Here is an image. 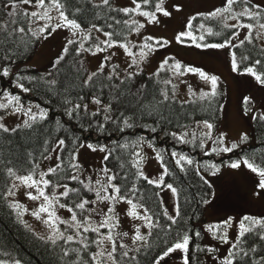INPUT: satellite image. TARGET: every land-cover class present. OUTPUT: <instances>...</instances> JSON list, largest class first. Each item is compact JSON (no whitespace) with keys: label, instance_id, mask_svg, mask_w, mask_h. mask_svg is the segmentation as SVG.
<instances>
[{"label":"snow or ice","instance_id":"snow-or-ice-1","mask_svg":"<svg viewBox=\"0 0 264 264\" xmlns=\"http://www.w3.org/2000/svg\"><path fill=\"white\" fill-rule=\"evenodd\" d=\"M70 2L71 0H0V6L5 10L3 13L5 18L0 21V46L12 43L19 47L17 40H23L26 34H30L36 40H47L59 29H66L70 33L65 37L66 43L61 54L53 61V68L56 71L47 73L46 77H24L12 73L10 69L18 53L15 51L9 53L5 49L6 54L0 57V60L7 63H0V77L14 76L15 88L23 93L33 91V87L38 90L43 84L48 93L62 97L61 104L65 115L69 120L75 119L84 132L94 130L103 135L115 130L125 133L137 127H143L151 133L161 130L163 135L170 137L176 144L189 145L193 150L199 148L205 156L232 153L248 141L247 134H244L240 137L239 143L229 144L227 133L220 132L214 135L213 122L190 117L193 120L192 124L180 123L179 114L175 117V127L180 131L167 130L168 126L173 124L174 118L170 114H164L165 108L178 105L183 109L187 104L207 101L206 107L210 110L213 100L219 95L220 78L209 74L199 66L189 65L175 56L166 55L159 62L156 70L147 77L149 82L159 86L150 102L142 103L149 87L148 83L141 82L134 92L127 88L144 74V65L150 56L168 48L172 43L164 37L153 35H146L139 41H132L129 37L132 34L139 37L141 30L147 25H159L162 18L172 17L173 10L177 13L181 12L183 10L181 5L169 6L167 0H155V2L131 0L132 7L115 8L111 6L110 0H99V3L95 0H74L75 4L80 6L71 8L70 18ZM24 5L35 10L29 11L23 7ZM86 5H90L95 10L106 9L107 18L111 22L106 23L105 26L96 22L85 24L83 19L78 20L76 17L82 16ZM53 11L57 13L55 17L51 15ZM111 13H122L124 17L130 19H118ZM135 16L143 17L144 23L135 19ZM242 18L250 22L244 23ZM102 19L105 17L97 11L95 20ZM53 20L55 23H52ZM41 21L43 23L34 30L32 24ZM208 21L216 23L215 25L205 23ZM194 22H196L195 29ZM24 24L27 25V32ZM237 29H246L247 32L243 39L234 43L240 35ZM207 37H223V39L213 42L207 40ZM258 41L260 45L257 56L264 57V8L259 4H253L252 0H225L221 7L191 15L185 23L184 30L174 37V42L178 45L205 50L227 49L231 70L253 77L259 85L264 86V71L257 70V66L264 65V60L252 59L249 50L245 48V44L256 48ZM115 48L121 49L129 58L123 69L119 64L112 62L116 55L112 50ZM70 49L74 60L73 69L76 73L84 70L85 54L97 56L109 53L103 55L98 68L87 73L82 80V87L89 89L90 92L87 101L83 94L77 93L73 97L71 93L75 86L59 79V66L69 55ZM234 49L242 50L239 58ZM188 74H193L205 84H210V90L201 89L197 96L193 85L182 79ZM178 79L179 83L176 82ZM25 80L33 87L25 86ZM179 84L187 86V100H177ZM125 96L135 97V100L121 107V99ZM244 103L245 105L249 103L248 97H245ZM90 104L96 105V109L91 110ZM114 104L116 107L113 106ZM129 107L137 110L129 112L127 111ZM5 115L18 116L21 120L14 127H9L3 122ZM145 115L153 117L152 123L141 124ZM48 117L47 107L39 104L25 105L20 95L0 89V134L6 139L7 136L27 130L42 137L38 154L32 151L26 153V174H19V169L10 166L11 160L4 161L0 157V163L6 165L2 171L7 182L4 190L0 191V201L7 203L15 213L17 221L30 231V226L22 219L29 214V209L14 197L23 187L27 199L38 203V207L31 210L30 214L36 221L46 225L51 230V234L41 236L35 231H32V234L51 246L56 253L57 264H85V254L88 257L86 264H141L140 257L147 259L154 248L159 251L152 257L150 264H161L167 257L177 252L181 254L182 264H204L200 253L210 256L217 264H264V216L243 215L239 221L228 217L219 223L205 224L202 230L193 231L189 222L195 217L182 213L180 202L182 189L171 182H166L167 177L176 178V173L170 170L165 161L166 150L158 149L153 140L141 136L133 140L126 139L122 144L117 143L115 147L99 142L94 145L82 141L78 136H59L57 131L63 127L60 121H56L57 129L49 130L44 123ZM253 119L264 121V113L258 117L254 116ZM40 125H43L42 130ZM208 141L212 142L210 148L207 146ZM145 147L152 150L162 169L159 175L153 178L143 171L142 165L147 155L144 152ZM82 148L104 153L98 171L85 169L79 162ZM129 149L132 151H128ZM118 150L119 154L113 157ZM125 152L129 157L127 163L121 159ZM168 154L179 173L187 176L188 171L192 170L207 187L210 185L204 173L216 176L225 163L224 161L220 164L213 161L202 163L174 149ZM53 156H55V164L41 169V161H51ZM110 158H115L119 162L117 168L108 166ZM128 164L131 165L130 169L127 168ZM242 165L258 177V187L264 189V165L256 163L248 156L227 162V167L231 169H239ZM132 169L135 171L133 172ZM141 181L146 182L151 188L142 189L139 186ZM151 189L156 191L153 192ZM164 190H169L174 197L171 213L164 206L160 194ZM145 191L148 193L147 196ZM153 198L158 210L147 204V201H153ZM184 202L190 203L187 197ZM199 202L202 205H209L211 199L201 196ZM121 203L128 206L125 215L133 222H140L133 223L130 243L126 242L129 232L120 228L117 205ZM61 209L70 215L67 218L58 215V210ZM234 223L237 234L234 239H229V229ZM61 225L64 226L63 230ZM142 228L147 230L146 233L141 231ZM102 229L107 231L104 232ZM202 233L210 236L218 244L229 245L225 255H219V247L201 246L196 243L195 241L203 238ZM249 239H252L253 243L249 244ZM69 245H79V247H69ZM5 257H10V253L0 249V264H22L18 258Z\"/></svg>","mask_w":264,"mask_h":264},{"label":"trees","instance_id":"trees-1","mask_svg":"<svg viewBox=\"0 0 264 264\" xmlns=\"http://www.w3.org/2000/svg\"><path fill=\"white\" fill-rule=\"evenodd\" d=\"M111 6L115 8H119L116 6L114 0H110ZM155 2V0H153ZM253 3V2H252ZM255 4V3H253ZM80 5H76L74 0H71L69 4V12L71 18V8L72 7H79ZM263 8V7H262ZM150 10V9H146ZM4 9L0 6V21H2L5 17L3 15ZM97 11H100V14L105 17L102 20H95V14ZM113 16H117L118 19H130V17H124L122 13H111ZM134 15V14H133ZM107 10H95L92 9L90 5L84 6V10L81 15H78L76 18L78 20L83 19L85 24L96 22L106 26V23H110L111 21L108 20ZM244 23H248L245 18H242ZM207 24L215 25V21H208L205 22ZM27 32V25L24 24ZM196 26V22H194V29ZM118 28L122 26H117ZM218 30V29H217ZM258 30V29H257ZM239 31V29H237ZM198 34V33H197ZM133 35V34H132ZM118 38V37H117ZM130 38V37H129ZM207 40L215 42L216 40H222L223 37H207ZM19 47L12 43H7L3 46H0V57H3L5 53V49L10 52L15 51L18 55L15 58V62L12 64L10 71L17 75H23L24 77L34 76V77H46L47 73L43 71L26 66L37 53V50L41 44V40H36L30 34H26L23 37V40H17ZM257 47L253 48L250 45L245 44V48L249 50L252 59L261 58L264 60V57H258V48L260 42H256ZM237 52L238 58L240 55L241 49H234ZM0 63H7L0 60ZM73 56L71 54V49L69 55L65 58V61L62 62V65L59 66V79L61 81H67L68 83L75 86L74 90L72 91V96L74 97L77 93L85 95V99L87 101L88 95L90 94L89 89L82 87V80L84 76L89 73L88 67L85 61L84 55V70L80 73H76L73 69ZM243 67V65H242ZM258 71H264V65L257 66ZM56 69L53 68V64L50 68V72H54ZM240 74V73H239ZM162 75H164L162 73ZM242 75V74H241ZM149 75L146 71L144 74L137 78L136 81L132 82L127 86L133 92L136 90L137 86L141 82H145L149 84L147 92L144 96V102H150L152 100L153 95L156 94V89L159 87L158 85H154L147 80ZM51 79V77H47ZM102 79V78H101ZM25 86L33 87L27 83V80L24 81ZM170 87V86H169ZM127 88L125 90H127ZM0 89L13 92L21 96V101L25 105H36L39 104L42 107H47L49 112L48 120L44 123L47 125L49 130L57 129L58 126L56 121H60L62 128H59L57 134L61 137L65 136H78L80 139L86 143L97 144H106L109 147H115L117 143H123L126 139L133 140L137 137H146L151 139L155 142L158 149L166 150L164 153L165 161L168 163L170 170L176 173V178L172 179L171 177L166 178V182H171L174 186H179L182 191L180 192V202H181V209L182 213H186L187 215L194 216L195 218L189 222L190 226L192 227L193 231L195 230H202L203 225L208 224L207 219V210L208 205H202L200 201L201 196H205L209 199H213L214 197V189L213 186L207 187L203 184L200 180V177L195 174L194 171L189 170L188 175L184 176L183 174L179 173V170L175 168L174 162L171 160L170 153L173 149L178 152H183L189 156H191L195 161H200L202 163H206L209 161H213L217 164H220L221 161H224V165L221 167V171L227 167V162L229 160H237L241 159L245 156H248L255 160L256 163L264 165V121H259L258 119H254L253 122V137L248 136V141L244 144H241L239 149L234 150L232 153L228 154H220L216 155L213 154L211 156H205L203 152L196 148L195 150L192 149L189 145H180L176 144L170 137L162 134L161 130H158L156 133L148 132L143 127H137L133 130L126 131L125 133H119L115 130H112L110 133L106 132L105 134L101 135L95 132L94 130H89L88 132H84L77 121L75 119L69 120V118L65 115L61 100L62 97L57 96L55 93H48L41 84L39 89L37 90L36 87H33V91L28 93H23L19 89L15 88V78L14 76L9 78L0 77ZM219 95L213 100L211 105V109L209 110L206 105L207 101H197L196 104H187L183 109H181L178 105H172L171 108H165L164 114L171 115L174 120L173 124L168 126L167 130H175L180 131L178 128L175 127V117L179 114V121L180 123H189L192 124L193 120L190 117H194L195 120H202L208 119L210 122H213L214 127V134L220 133V129L223 122V109L227 103V90L223 83H219L218 88ZM158 98V97H157ZM51 99V103L49 100ZM105 99H107V95L105 94ZM195 99V98H194ZM135 97L125 96L121 99L120 106L123 107L125 104H131L134 102ZM179 100V99H177ZM116 107V105H113ZM244 109H248L247 112H251L254 109V104L249 101L247 105L243 104ZM139 106H137L138 109ZM137 109H133L129 107L127 111H135ZM261 113H258L256 117H258ZM153 121V117L145 115L144 119L141 121V124H150ZM40 129H43V125L39 126ZM240 142V141H239ZM237 142V143H239ZM42 143V137L39 136L38 133L33 134L25 131H19L17 134H13L11 136H7L5 139L3 134H0V157L4 161L11 160L12 165L15 168L19 169V174H26L25 168L27 167L26 164V153L28 151H32L34 153L39 152L40 146ZM212 143L211 141L207 142V146ZM207 150V148H206ZM128 151H132L129 149ZM119 154V150L117 153L113 154V157ZM121 159L127 163L129 157L127 152H125ZM44 161H41V165ZM118 161L115 158H110L108 161V166L110 168H117ZM6 167L5 164L0 163V191L4 190V185L7 183L4 179V172L2 169ZM127 168L130 169L131 165L128 164ZM127 170V169H126ZM134 172L135 170L132 169ZM220 171V172H221ZM219 172V173H220ZM204 175H209L204 173ZM51 178V177H50ZM130 174V179H131ZM139 186L144 188H151V186H147L146 182L141 181ZM153 192L156 191L155 189H151ZM147 191H145V195L147 196ZM161 194V193H160ZM185 197H187L190 203H185ZM153 201H147L148 206L152 207L154 210H158L156 204ZM163 222V221H162ZM91 235V234H89ZM203 238L195 241L199 243L201 246L207 245V234H203ZM248 238V237H246ZM253 243L252 239H249V244ZM69 247H79V245H69ZM0 249H3L10 253V257H5L6 259H10L11 257L18 258L22 261V264H57L56 260V253L53 251L49 244H46L44 241L37 239L33 236L32 231L26 229L23 224L17 221L15 213L8 207L7 203L0 201ZM57 252L59 249L56 250ZM159 249L154 248L151 255L147 257V259L140 257L141 264H150V261L153 256L156 255ZM180 254L179 252L174 253ZM200 257L203 259L204 264H207V256L203 253L199 254ZM71 259V257H70ZM88 260L87 254L84 256L85 264ZM175 264L177 261L175 260Z\"/></svg>","mask_w":264,"mask_h":264},{"label":"rangeland","instance_id":"rangeland-1","mask_svg":"<svg viewBox=\"0 0 264 264\" xmlns=\"http://www.w3.org/2000/svg\"><path fill=\"white\" fill-rule=\"evenodd\" d=\"M117 7H132L131 0H114ZM99 3V0H95ZM225 0H167L169 6L179 4L183 10L181 12H175L170 18H162V22L159 25H147L145 29L141 30V35L137 37L135 34L131 35L129 39L132 41H139L146 35H153L156 37H164L169 41H172L168 48L162 49L155 54L151 55L147 63L144 65V71L148 75H151L157 68L159 62L166 56H175L183 63L199 66L209 74L217 75L220 79L218 83H223L227 90V103L223 109V122L220 132L227 133V141L239 142L240 137L244 134L253 137V117L258 113H264V86L259 85L253 77L246 74H239L233 72L230 65V55L227 54V49H196L195 47H187L184 45H178L174 42V37L177 33L184 30L185 23L189 16L195 15L198 12H208L215 8L221 7ZM253 3L259 4L264 8V0H252ZM29 11L35 10L29 8L27 5L23 6ZM52 16H56L57 13L53 11ZM135 15V14H134ZM135 19L144 23V18L135 16ZM43 21L39 23H33L32 28L37 29ZM55 23V20L52 21ZM229 23H236V21H229ZM240 35L234 43H238L240 39H243L247 30L239 29ZM70 33L66 29L57 30L47 40L41 39V44L37 50L36 56L27 63L26 66L37 68L44 73H49L53 61L61 54L62 48L66 43V36ZM103 39V37H101ZM116 53L113 57V63L119 64L123 69L126 66V61L129 59L124 55L121 49L115 48L112 50ZM109 53H103L97 56H91L85 54V61L88 67L89 73L95 71L103 55ZM107 71V70H106ZM182 79L187 80L193 85V90L197 96L201 89L210 90V84H205L199 79V77L188 74ZM179 83V79L176 81ZM249 98V101L254 104V109L251 112H246L244 109V99ZM195 98V97H194ZM177 99L187 100L188 92L187 86L179 84L177 89ZM96 105L90 104V109L95 110ZM21 120L18 116L5 115L4 123L9 127H14ZM216 135V134H214ZM212 146V143L208 145V148ZM144 152L147 154L142 165L143 171L150 178L156 177L162 171L159 163L155 159V154L151 149L145 147ZM104 153L92 152L86 148L80 149L79 162L85 169L99 170L102 164V157ZM55 164V156L51 161H44L41 165V169H46L49 165ZM88 173L86 172L85 175ZM83 178V177H82ZM93 178H95V172H93ZM205 178L213 186L214 197L211 204L208 205L207 219L209 223H219L228 217H233L234 221H239L243 215L251 216H264V189L258 187V177L245 166H241L239 169H231L225 167L216 176L205 175ZM62 190V189H61ZM25 189H21L14 197L15 200L24 204L29 209V214L22 217L24 221L30 226L31 231H35L41 236H48L51 234V230L42 222L36 221L31 216V210L38 207V203L27 199L25 195ZM161 196L164 200V206L168 208L169 212H172L174 205V197L169 190L161 191ZM103 207V205H100ZM128 208L126 204L117 205V212L120 214V228L123 231L129 232V238H126V242L130 243V237L133 234V223H140L139 221L133 222L125 215V211ZM58 215L67 218L70 214L65 210H58ZM98 219V218H95ZM63 230V225L60 226ZM106 232V229H102ZM142 232L146 233V229L142 228ZM237 234L236 225L229 229V239H234ZM207 245L211 247H219V255L223 256L226 253L229 245L218 244L217 241L211 239L207 235ZM172 254L167 257L161 264H182L180 255ZM207 264H217L210 256L206 258Z\"/></svg>","mask_w":264,"mask_h":264}]
</instances>
